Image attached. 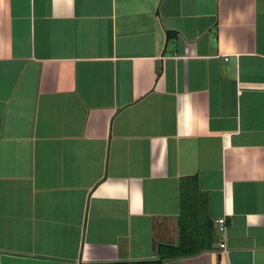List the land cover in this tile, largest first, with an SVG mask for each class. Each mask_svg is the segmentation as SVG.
<instances>
[{
    "label": "crops",
    "instance_id": "crops-1",
    "mask_svg": "<svg viewBox=\"0 0 264 264\" xmlns=\"http://www.w3.org/2000/svg\"><path fill=\"white\" fill-rule=\"evenodd\" d=\"M189 176L226 233L165 264H264V0H0V256L152 260Z\"/></svg>",
    "mask_w": 264,
    "mask_h": 264
},
{
    "label": "trees",
    "instance_id": "trees-1",
    "mask_svg": "<svg viewBox=\"0 0 264 264\" xmlns=\"http://www.w3.org/2000/svg\"><path fill=\"white\" fill-rule=\"evenodd\" d=\"M178 207L176 245L159 244L152 260L106 264H165L212 251L215 242L214 221L210 216L209 196L200 190L197 176L179 179Z\"/></svg>",
    "mask_w": 264,
    "mask_h": 264
},
{
    "label": "water",
    "instance_id": "water-1",
    "mask_svg": "<svg viewBox=\"0 0 264 264\" xmlns=\"http://www.w3.org/2000/svg\"><path fill=\"white\" fill-rule=\"evenodd\" d=\"M0 264H77V263L39 260L33 258H21V257L8 256V255H1Z\"/></svg>",
    "mask_w": 264,
    "mask_h": 264
},
{
    "label": "built area",
    "instance_id": "built-area-1",
    "mask_svg": "<svg viewBox=\"0 0 264 264\" xmlns=\"http://www.w3.org/2000/svg\"><path fill=\"white\" fill-rule=\"evenodd\" d=\"M214 223L216 225L217 232L220 235H225L226 229H227V222L225 218L217 219ZM218 247H219V250H221L222 252L225 251V248H226L225 243L223 242L219 243Z\"/></svg>",
    "mask_w": 264,
    "mask_h": 264
}]
</instances>
